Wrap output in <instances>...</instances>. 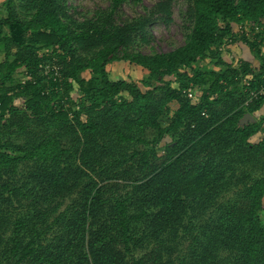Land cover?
<instances>
[{"label": "trees", "instance_id": "1", "mask_svg": "<svg viewBox=\"0 0 264 264\" xmlns=\"http://www.w3.org/2000/svg\"><path fill=\"white\" fill-rule=\"evenodd\" d=\"M139 1L0 2V264H264V37L233 31L264 0H185L184 42L149 53L173 0L120 14ZM239 42L258 66L223 57Z\"/></svg>", "mask_w": 264, "mask_h": 264}, {"label": "rangeland", "instance_id": "2", "mask_svg": "<svg viewBox=\"0 0 264 264\" xmlns=\"http://www.w3.org/2000/svg\"><path fill=\"white\" fill-rule=\"evenodd\" d=\"M3 0H0L2 2ZM158 0H140L137 3H123L119 12L123 17H133L145 12L146 7H150L154 2ZM109 4V0H66V5H69V14L77 15V13L91 14L98 8H104ZM186 7L185 0H173L172 2V22L168 25L161 21H155L150 25V31L152 37L149 45H143L139 47L143 52H151L152 49L156 51H167L176 46L181 45L184 42V34L182 29V16ZM239 48L232 49L223 53V57L227 61H235L237 59L250 61L253 65L258 66V62L251 50L244 43H237ZM151 46V47H150ZM238 55L239 57H237ZM1 58V56H0ZM109 74L113 79H132L139 81L146 77L142 70L134 64H128L125 62H114L108 66ZM75 95V92H72ZM76 98V97H75ZM20 99H16L18 103ZM260 113H264V107L260 110ZM153 135V134H152ZM169 141V137L164 138L160 143L156 145V149L161 153L163 143ZM63 207V206H62ZM264 217V211L262 212Z\"/></svg>", "mask_w": 264, "mask_h": 264}, {"label": "built area", "instance_id": "3", "mask_svg": "<svg viewBox=\"0 0 264 264\" xmlns=\"http://www.w3.org/2000/svg\"><path fill=\"white\" fill-rule=\"evenodd\" d=\"M233 31L236 34L243 35L245 37L254 36V35H257L259 33H262V36L264 37V24H251L248 22L238 23V24H235L233 26ZM220 49L222 50V55H223V53L228 51L222 47H220ZM237 60H235V62ZM49 72H52L54 76L57 75V68L54 65V63L45 62V63L39 64L37 76L45 77V75L49 74ZM35 79H36V77L32 73L25 71L24 74L22 75L21 82L23 83L27 80H31L32 82H34ZM243 81H244L245 85H248V82H247L248 79L246 77L243 79ZM246 92L248 94H247V97L244 101L245 106L248 105L250 102H252L253 99L257 98V96L262 95L264 93V85L259 86L257 89H254V90L251 89V90H248ZM185 93L187 94L188 97H192L197 92H194L191 88H188V89H186Z\"/></svg>", "mask_w": 264, "mask_h": 264}, {"label": "water", "instance_id": "4", "mask_svg": "<svg viewBox=\"0 0 264 264\" xmlns=\"http://www.w3.org/2000/svg\"><path fill=\"white\" fill-rule=\"evenodd\" d=\"M254 118L249 114V113H246L244 114V116L240 119V123L241 124H245V123H248V121H253Z\"/></svg>", "mask_w": 264, "mask_h": 264}, {"label": "crops", "instance_id": "5", "mask_svg": "<svg viewBox=\"0 0 264 264\" xmlns=\"http://www.w3.org/2000/svg\"><path fill=\"white\" fill-rule=\"evenodd\" d=\"M242 43V42H241ZM239 46H241V45H239ZM239 46H238V44H235V45H233V46H231V48L234 50V49H238L239 48ZM230 48V49H231ZM231 49V51L233 52V50ZM233 54H235V53H233ZM236 55V54H235ZM237 57H239L238 55H236Z\"/></svg>", "mask_w": 264, "mask_h": 264}]
</instances>
